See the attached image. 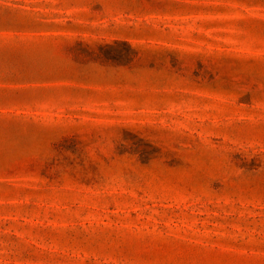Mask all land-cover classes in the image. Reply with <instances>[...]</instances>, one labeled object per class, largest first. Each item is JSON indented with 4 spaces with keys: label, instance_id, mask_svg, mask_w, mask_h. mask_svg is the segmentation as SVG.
I'll use <instances>...</instances> for the list:
<instances>
[{
    "label": "rangeland",
    "instance_id": "obj_1",
    "mask_svg": "<svg viewBox=\"0 0 264 264\" xmlns=\"http://www.w3.org/2000/svg\"><path fill=\"white\" fill-rule=\"evenodd\" d=\"M0 264H264V0H0Z\"/></svg>",
    "mask_w": 264,
    "mask_h": 264
}]
</instances>
